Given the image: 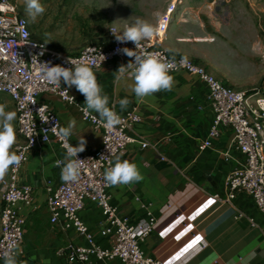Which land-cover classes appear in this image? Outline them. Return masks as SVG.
Wrapping results in <instances>:
<instances>
[{"label": "crops", "instance_id": "obj_1", "mask_svg": "<svg viewBox=\"0 0 264 264\" xmlns=\"http://www.w3.org/2000/svg\"><path fill=\"white\" fill-rule=\"evenodd\" d=\"M223 1L227 3L225 7L217 0H183L162 44L170 54L193 58L222 80L231 78L229 74H220L218 63L227 61L222 40L237 39L235 32L242 35L244 31L239 18L244 11L238 13L228 4L229 0ZM247 3L251 2L247 0ZM253 23L258 31L257 23ZM231 30V35L226 34ZM108 34L109 31L98 35L95 41H108ZM127 64L126 60L115 58L93 70L109 97L111 108L124 113L138 107L141 119L128 133L152 142L147 148H142L139 142L130 143L118 154L122 160L136 163L144 179L107 188L110 203L131 224L149 217L150 213L157 218L153 232L141 243L144 253L166 264H264V214L246 192L228 200V174L245 159L236 147L232 128L222 126L212 144L199 149L214 118L208 84L182 69L171 72L175 82L170 91H159L138 102L132 91L133 81L116 79V71ZM70 89L76 99L73 104L48 91L41 92L38 98L57 112L61 127L74 118L76 126L69 138L71 143L76 146L84 138L86 145L82 152H94L102 144V129L83 120L81 107L85 97L75 86ZM125 98L129 103L121 108L120 101ZM65 155L66 149L51 140L32 149L21 169L19 184L32 187V202L20 204L25 222L23 253L17 257V264H65L66 255L59 254L60 248L69 244L90 245L74 227L65 226L63 215L59 221H51L48 197L62 180V168L57 161L64 160ZM209 201L212 203L208 204ZM1 206L0 200V209ZM79 216L92 231L97 245L111 246L113 237L102 234L105 216L95 201L86 199ZM196 237L202 239L183 252ZM65 250L69 253L68 247ZM0 264H4L3 259ZM85 264L107 263L90 254ZM109 264L126 263L115 258Z\"/></svg>", "mask_w": 264, "mask_h": 264}, {"label": "built area", "instance_id": "obj_2", "mask_svg": "<svg viewBox=\"0 0 264 264\" xmlns=\"http://www.w3.org/2000/svg\"><path fill=\"white\" fill-rule=\"evenodd\" d=\"M181 4L183 0L167 2L154 24L159 27V34L152 40L142 41L140 49L134 50L136 45L132 42H118L111 28L118 32L121 30L112 26L109 28L108 41L88 42L77 51L68 53L53 48L47 41L33 35L29 19L20 12L19 0H0V92L10 95L13 100L20 134L15 151L24 157L16 171H10L5 181L1 182L4 188L0 209V259L10 243L19 242L22 245L24 241L25 218L20 211V204L28 205L32 202V187L20 185L19 175L29 159V152L51 140L62 147L65 143L54 132V129L58 131L61 128L57 112L50 104L41 102L38 95L48 91L69 104L76 102V99H71L75 95L66 84L62 83L59 89L52 90L41 78L42 63L73 67L68 63L69 57L77 62L89 63L93 68H100L115 58L128 63L134 60L135 56L130 57L123 51L128 48L134 50V55L157 54L173 63L175 67L172 72L184 69L203 79L209 86L208 99L214 110V118L211 130L200 143L199 149L209 147L220 134L222 126L232 128L236 147L245 159L228 174V200L239 192H246L254 198L264 214V91L234 88L193 58L170 54L162 47ZM65 96L69 98L65 99ZM113 110L119 115L121 123L111 129L99 123V115L95 112L85 114L81 110L83 120L102 129V144L94 152L78 153V158L84 160L79 180L71 183L61 180L58 188L48 197L51 221H59L63 215L65 226L74 227L90 243L89 246L69 244V253L65 252L67 247H62L59 254L66 255L65 264H73L75 261L85 264L90 254H96L99 260L107 264L115 258H120L126 264H166L160 259L147 256L141 248V243L153 232L157 218L150 213L149 217L131 224L129 218L119 214L110 203L107 192L109 186L104 180L109 161L114 163L115 156L130 143L139 142L142 148L152 145L150 140L128 133L133 124L141 119L138 107L124 113ZM66 143L74 146L69 138ZM225 156L229 154L226 152ZM86 199L95 201L101 207L105 216L101 231L103 235H112L110 247L97 245L92 231L80 218L79 210L83 208Z\"/></svg>", "mask_w": 264, "mask_h": 264}, {"label": "clouds", "instance_id": "obj_3", "mask_svg": "<svg viewBox=\"0 0 264 264\" xmlns=\"http://www.w3.org/2000/svg\"><path fill=\"white\" fill-rule=\"evenodd\" d=\"M45 12L46 7L41 3V0H25V13L30 22H35ZM111 31L118 42H132L136 45L134 49L136 50L141 48L142 41L152 40L156 37L159 34V27L145 20L137 19L123 31L118 32L115 28H111ZM134 50L123 49L128 56H135V59L127 65L119 67L116 71V79L127 78L133 81L132 91L138 102H144L146 98L159 91H170L175 82L171 74L175 67L173 63L154 53H146L142 56L134 55ZM68 63L73 67L50 66L49 63H42L41 78L52 87V90L59 89L62 83L66 84L68 88L75 86L76 90L85 97L84 107L81 109L85 114L90 111L98 113L99 123L106 129L119 125L121 119L109 106V97L98 82L93 67L89 63L77 62L70 57ZM68 98L65 96V99ZM71 99L75 100V97L72 96ZM128 103L127 98L121 100V108H125ZM15 119V112L6 111L5 106L0 105V182L5 181L10 171L15 172L24 159L22 155H18L13 150L17 143L16 131L13 126ZM93 119L95 120L96 117ZM75 126L76 120L73 118L66 127H61L58 131L54 129L55 134L65 141L63 147L66 149V155L63 161H57V165H62L61 179L68 183L76 182L80 178L84 160L78 158V153L84 151L86 145L84 138H81L76 146L66 143L67 139L72 136ZM109 165L104 173V180L108 186L129 185L144 179L138 165L128 160H122L120 155L115 156L114 163L109 161ZM22 252L23 249L19 242L10 243L2 257L4 264H17V257L22 255Z\"/></svg>", "mask_w": 264, "mask_h": 264}, {"label": "rangeland", "instance_id": "obj_4", "mask_svg": "<svg viewBox=\"0 0 264 264\" xmlns=\"http://www.w3.org/2000/svg\"><path fill=\"white\" fill-rule=\"evenodd\" d=\"M168 1L41 0L46 7V12L35 22H29L35 37L47 41L61 52H75L86 43L95 41L98 35L107 33L112 26L125 28L135 23L137 19L154 25ZM213 1L216 2V0ZM217 1L220 6L225 7V1ZM243 1L244 3L239 0L227 1L238 13L244 11L239 17L244 31L241 35L234 30L237 39L228 37L222 40V49L227 53L225 55L227 61L218 63L222 69L220 74H229L231 78L223 79V81L234 88L264 91V0H249L251 3H247V0ZM19 5L20 12L27 16L25 0H19ZM247 7L250 8L251 14L248 13ZM253 22L257 23L258 31ZM248 25L252 28H247ZM230 33L232 30L226 32L231 35ZM0 105L5 106L6 111L16 113L10 95L0 92ZM13 126L18 141L20 134L17 116ZM13 150L15 151V145ZM3 188L0 182V200Z\"/></svg>", "mask_w": 264, "mask_h": 264}, {"label": "snow or ice", "instance_id": "obj_5", "mask_svg": "<svg viewBox=\"0 0 264 264\" xmlns=\"http://www.w3.org/2000/svg\"><path fill=\"white\" fill-rule=\"evenodd\" d=\"M212 202L209 201L208 204H211ZM207 205H205L206 207ZM203 209H201L202 211ZM179 239V237H177ZM200 239H202L201 237H196L194 241H192L191 243H189L188 245L185 246L184 249H182L183 252H187L189 249H191L193 247V245L198 242Z\"/></svg>", "mask_w": 264, "mask_h": 264}]
</instances>
